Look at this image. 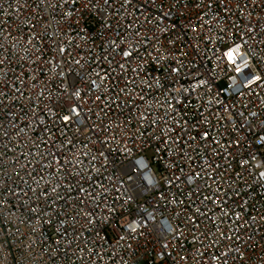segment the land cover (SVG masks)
<instances>
[{
    "label": "built area",
    "instance_id": "obj_1",
    "mask_svg": "<svg viewBox=\"0 0 264 264\" xmlns=\"http://www.w3.org/2000/svg\"><path fill=\"white\" fill-rule=\"evenodd\" d=\"M0 264H264V0H0Z\"/></svg>",
    "mask_w": 264,
    "mask_h": 264
}]
</instances>
